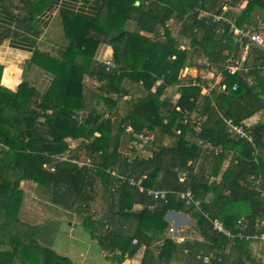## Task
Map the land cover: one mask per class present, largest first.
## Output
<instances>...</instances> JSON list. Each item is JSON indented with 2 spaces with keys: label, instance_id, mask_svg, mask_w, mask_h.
Instances as JSON below:
<instances>
[{
  "label": "trees",
  "instance_id": "trees-1",
  "mask_svg": "<svg viewBox=\"0 0 264 264\" xmlns=\"http://www.w3.org/2000/svg\"><path fill=\"white\" fill-rule=\"evenodd\" d=\"M19 2L25 14L21 19L34 20L40 6L34 0ZM98 3L105 13L95 19L60 13L69 40L60 56L34 52L31 62L54 75L45 93L40 94L27 80L16 91L3 86L4 66L0 64V152L6 161L0 163V226L11 244L9 249L0 248V264H72L68 257L41 246L33 227L20 219L24 203L21 180L49 188L55 204L81 214L90 216L95 204L102 202L104 207L98 213L104 230L98 241L110 243V250L119 252V261L145 244L147 251L141 264H169L177 243L165 235L169 228L166 214L183 211L195 220L194 228L201 237L182 242L183 251L189 250L184 254L191 261L203 264L195 254L215 250L222 260L211 264L255 262L253 242L216 232L202 211L220 218L233 233L238 232L241 217L250 221L245 233L253 232L264 211V121L248 126L254 145L231 136L225 121L232 118L247 123L264 110V70L259 67V60L264 64V50L249 46L246 64L250 71L230 74L225 65L229 57L241 55V47L231 38L227 24L221 25L206 14H219L226 6V15L237 25L256 24L258 16L264 21V0ZM130 20L136 29L127 27ZM220 25L225 30L221 35L216 32ZM172 27L188 38V48H180ZM3 31L6 33L0 26L2 38ZM101 43L112 46L114 66L95 64V52ZM190 54L200 60L199 70L212 72L215 77L222 74L208 95L202 92V85L194 84L201 81L199 76H182L186 66L192 67L187 63ZM85 76L96 78L101 85L97 107L80 116L79 112L86 110ZM184 78L186 82H182ZM234 83L239 85L237 90L232 89ZM220 86L224 88L220 90ZM131 88L140 94L130 99L124 114L119 115V102L127 99ZM169 88L176 91L167 95ZM115 94L118 97L114 99ZM101 100L107 107L104 110L98 109ZM106 110L109 117H105ZM203 115L207 118L201 121ZM127 125L137 134L144 129L153 131L154 139L158 132L170 142L158 144L151 157L126 158L120 146L128 143ZM68 138L81 140L76 149L84 150L94 167H79L73 162L80 160L78 152L63 158L74 150ZM191 138L222 143L227 153L203 156ZM254 150L256 156L252 155ZM111 168L125 176V181L119 182L108 171ZM130 178L141 180L145 188L168 190L167 200H155L140 192L130 184ZM188 189L201 200L200 209L186 206L178 196ZM133 221L136 224L131 227ZM93 228L87 226L91 234ZM151 243H163L157 255L149 249Z\"/></svg>",
  "mask_w": 264,
  "mask_h": 264
},
{
  "label": "crops",
  "instance_id": "crops-1",
  "mask_svg": "<svg viewBox=\"0 0 264 264\" xmlns=\"http://www.w3.org/2000/svg\"><path fill=\"white\" fill-rule=\"evenodd\" d=\"M37 2H39V0H34V4L37 6L39 5L41 8L40 12L35 16L34 20L27 21L21 19L25 14L21 12L20 6L22 5L19 0H0V26L1 30H6V33L3 31L5 36L3 38L0 37V64L4 66L1 84L12 91H16L23 80H27L31 86L40 92V94L48 90L51 82L54 80V75L33 64L31 58L36 50L49 53L55 57L60 56L66 50L69 40L64 33L63 20L60 16L62 11L93 19L105 13V9L99 5L98 0H41L39 4H37ZM127 27L131 30L136 29L135 23L131 20L128 22ZM174 36H178L180 46L188 48V38L180 36L177 32L174 33ZM112 55V46L104 43L99 44L95 52V64L111 63L113 60ZM189 62L191 64H189ZM187 63L189 66L192 65V67H185L189 72L184 75L183 71V77L186 75H190L194 78L199 76L201 78L200 82L205 90L207 87L210 91L219 82L220 77L218 76L220 73H218L215 80V75L212 72H204L203 69L199 70L198 65L202 64L199 59L193 58L191 54ZM206 76H210V80L212 81L210 83L211 85H207L205 82ZM84 82L86 84V110L79 112L80 116L82 114L87 115L91 109L97 107V101L99 99L97 97V92L101 85L100 81L91 76H85ZM182 82H186V79L182 80ZM128 83L129 82H126L125 84ZM171 90L172 88H169L167 92ZM174 90L176 91V89ZM130 92L131 93L125 97L127 99L123 98L119 102V115L124 114L123 112L129 106V100L136 98V96L140 94L133 91L132 88ZM117 97L116 94L113 95L114 99ZM104 104L105 103L101 100L99 105ZM259 121H264V110L257 112L246 122L251 126ZM125 136L126 139H128V143L132 141L126 131ZM67 141L74 150L68 151L63 158H68L71 154L77 152L85 153L84 150L81 151L80 149L79 151V149H76L81 141L80 139L68 138ZM169 142L170 139L167 136L162 138L161 134L157 132L154 141L150 144L146 143L141 151L135 154H128L125 152V146L128 143H124V145L120 146L123 152L121 154L132 159L141 155L144 157H151L158 144H167ZM0 163H6L2 153H0ZM20 183L25 187V190H22L24 192V203L22 212L20 213V219L24 222L26 221L33 227L35 238L41 246L53 249L58 254L68 257L72 264L142 263L143 257L147 251V246L145 244H142L134 255L126 256L122 261H119V259H116V255H119V252L111 251L110 243H99L98 237L104 230L102 227L100 228V213H98L101 207H104L102 202L95 204L91 212L92 214L89 216V214H81L78 211L55 204L52 200V190L47 187L42 188L37 185V183L25 180H21ZM88 216L90 220L86 225L85 221ZM2 219L0 215V222ZM166 219L169 222V228L166 230L165 235L172 238L170 228L174 226L177 228V234L181 241L179 243L176 242L177 250L169 264H196V262L191 261L186 254H184V243H182L185 240H201L199 233L194 228L195 220L189 213L183 211H169L166 214ZM135 224V221H133L131 227H134ZM87 226L90 228L94 227L93 229H95V232H92L94 234H91ZM70 230L72 233H68ZM40 231L47 234L45 240L41 238ZM59 232H61L62 235L58 239ZM2 238L3 241L0 243V248L9 249L11 244L10 241L4 237L3 230L0 232V240ZM39 239L44 242L40 243ZM58 244L60 247L57 246ZM162 244L163 243H151L148 247L157 255ZM258 245L261 249L260 252L257 249ZM251 252L253 258H256L257 255L261 256V244L253 242L251 244Z\"/></svg>",
  "mask_w": 264,
  "mask_h": 264
},
{
  "label": "built area",
  "instance_id": "built-area-1",
  "mask_svg": "<svg viewBox=\"0 0 264 264\" xmlns=\"http://www.w3.org/2000/svg\"><path fill=\"white\" fill-rule=\"evenodd\" d=\"M227 10H228L227 7L224 6L219 14L207 13L206 15L211 16L215 22H218L221 25L227 24L229 26L228 31L231 35V38L241 47L240 56L229 57L227 64L225 65L227 72H229L232 75L240 71L243 73H248L250 71V67L248 66V64H246V56L250 51L249 46H258L264 49V21L261 20V18L258 16L256 24L239 26L236 24V22L233 19L228 18V16L226 15ZM221 25L216 29L217 34L220 35L225 31L224 28L221 27ZM180 48L185 49L184 46H180ZM107 66H114L113 61L107 64ZM259 67L264 70V64L262 59L259 60ZM218 77L221 78L222 74L220 73ZM160 82H164V80L161 79ZM194 84L202 85V83L198 81H194ZM220 87L222 89L224 88V86H220ZM238 87H239L238 83H234L232 85L233 90H237ZM202 92L204 94H209L210 90L207 87L205 90L203 86ZM79 117L76 116L75 118H79ZM206 118H207L206 115H203L201 121H204ZM225 121L227 123L228 133L231 136L245 139L254 145V137L249 131L248 129L249 125L247 123L244 122L237 123L232 118H226ZM125 131L128 134L134 135L137 139L130 141L125 146L126 149L125 152L128 154H135L138 151H141L146 143L154 139V132L149 129H144L141 133L137 134L134 132L131 126L127 125L125 126ZM177 132H180V130H178ZM191 139L192 141L194 140L193 142H196V144L201 148L203 156H214V155L216 156L227 153V150L222 143L215 144L211 141L204 140L202 138H197V139L191 138ZM120 153H123L121 148H120ZM252 155L256 156L257 150H254L252 152ZM73 162H76L79 165V167L82 166L94 167L90 159H88V162L74 159ZM108 171H110L112 175L116 176L117 179H119V182L125 181L126 177L120 174L118 175L115 169L111 168L108 169ZM183 175L184 174H182L181 176V180L184 179ZM129 182L131 185L137 186L140 192H146L148 196L152 197L155 200L166 201L170 193L166 189L145 188L144 185L141 183V180L136 181L135 179L130 178ZM258 182L259 180H257L256 183ZM178 196L184 201L186 206H194L197 209L201 208V200L196 198L194 193L190 189L179 192ZM202 213L204 217L211 223L213 230H215L216 232L222 233L231 239L238 238L240 240L260 243L262 246L260 264H264V211L257 218L254 225V230L253 232L250 233L247 232L245 233L246 229L248 230L250 226V221L244 217L239 218L237 223L238 232L233 233L229 228H227L225 223L220 218L213 217L208 211H202ZM170 232L172 238L176 242L178 243L181 242L177 234L176 227L172 226L170 228ZM137 242H138L137 239L134 238L133 243L136 244ZM188 251L189 250L187 248L184 249V253H188ZM195 258L197 261H200L203 264H211L213 260H218V261L222 260L221 254L216 253L215 250H210L208 252L199 251L195 254Z\"/></svg>",
  "mask_w": 264,
  "mask_h": 264
},
{
  "label": "rangeland",
  "instance_id": "rangeland-1",
  "mask_svg": "<svg viewBox=\"0 0 264 264\" xmlns=\"http://www.w3.org/2000/svg\"><path fill=\"white\" fill-rule=\"evenodd\" d=\"M239 9H241V8H239ZM240 11V10H239ZM172 31H173V33H176L177 32V27H172ZM50 32V31H49ZM261 48V47H260ZM262 49V48H261ZM264 50V49H263ZM249 53H250V51H249ZM189 71L188 70H184V74H187ZM216 78H217V76L216 77H214V79L216 80ZM211 78H210V76H206V78H205V82L206 83H211V80H210ZM211 85V84H210ZM173 94V90H171L170 92L168 91L167 92V95H172ZM107 107H106V104H104V105H99L98 106V109L99 110H104V109H106ZM110 116V113L109 112H107V110L105 111V117H109ZM1 153V152H0ZM81 155V158H80V161H86V162H88V159H90L88 156L86 157L85 155V153H81L80 154ZM23 184L22 183H20V189H22V190H25V187H24V185L22 186ZM96 204H98V203H96ZM21 217V216H20ZM0 229H3V226L1 227L0 226ZM6 230H7V228H5ZM0 232H2V230H0ZM68 233H72V231L70 230V231H68ZM62 234H61V232H59L58 233V239L60 238V236H61ZM40 236H41V238L43 239V240H45L46 238H47V234L46 233H44V232H41L40 231ZM3 241V238L0 240V243ZM39 242L40 243H42V242H44V241H40V239H39ZM46 243H48V242H46ZM45 243V244H46ZM58 247H60V245L58 244L57 245ZM257 249L259 250V252L261 251V249H260V246L258 245V247H257ZM109 259V258H108ZM254 260H255V262H252V261H246V264H260V256L259 255H257L256 256V258H253Z\"/></svg>",
  "mask_w": 264,
  "mask_h": 264
},
{
  "label": "water",
  "instance_id": "water-1",
  "mask_svg": "<svg viewBox=\"0 0 264 264\" xmlns=\"http://www.w3.org/2000/svg\"><path fill=\"white\" fill-rule=\"evenodd\" d=\"M136 4H139V1H136ZM221 88V87H220ZM222 89V88H221Z\"/></svg>",
  "mask_w": 264,
  "mask_h": 264
}]
</instances>
